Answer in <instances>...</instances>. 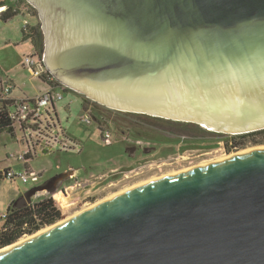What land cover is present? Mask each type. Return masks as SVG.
I'll use <instances>...</instances> for the list:
<instances>
[{"label":"water","instance_id":"1","mask_svg":"<svg viewBox=\"0 0 264 264\" xmlns=\"http://www.w3.org/2000/svg\"><path fill=\"white\" fill-rule=\"evenodd\" d=\"M26 1L44 63L70 90L218 134L264 130V0ZM0 250V264H264V148L145 182Z\"/></svg>","mask_w":264,"mask_h":264},{"label":"rangeland","instance_id":"2","mask_svg":"<svg viewBox=\"0 0 264 264\" xmlns=\"http://www.w3.org/2000/svg\"><path fill=\"white\" fill-rule=\"evenodd\" d=\"M0 1L9 7L18 3L17 6L20 5L18 8H22L23 4L22 0ZM36 11L33 10L31 17L19 14L8 21H3L0 17V76L17 84L19 88L14 91L15 97L22 94L36 95L43 88L42 82L34 80L30 71L23 67L24 56L33 51V42L31 40L23 42L22 40L24 20H29L32 26H40L42 31V24L38 11L37 13ZM40 45L43 50V31ZM65 89L64 100L58 106L60 118L67 134L73 141L79 143L81 152L55 151L44 155L40 154L30 160L28 165L30 170L43 173L37 183L31 181L25 184L18 179L0 180V230L3 227L2 217L7 212L8 204L13 198L18 199L21 195L42 186L56 176L76 172L79 179L86 180L109 173L115 168L143 166L149 159L166 163V165H162L152 172L144 173L120 186L101 188L95 191L92 200L87 199V195L81 194V198L77 197L78 192L75 191L76 193L70 200L73 206L64 210L62 220H65L145 182L208 165L247 150L264 147V138L247 137L239 141L243 143L241 146L229 150L227 144L229 143L231 146V142L232 144L234 142L226 139L232 136L210 132L208 129L192 123H174L156 118L148 120L141 118L138 114L109 110L67 87ZM83 115H90L92 124L82 123L80 119ZM104 126L112 132L111 145L102 139L101 128ZM137 142H141V144H137ZM24 150V146L17 143L15 137H12L10 133L1 132L0 169L11 168L17 172L24 171L25 167L21 162L8 159L10 154L17 155ZM72 181V179L65 181L63 186L70 185ZM60 187L53 190L58 191ZM23 199L24 202H31L27 195ZM40 199L43 197L35 200L39 201ZM31 236L26 234L16 243Z\"/></svg>","mask_w":264,"mask_h":264},{"label":"built area","instance_id":"3","mask_svg":"<svg viewBox=\"0 0 264 264\" xmlns=\"http://www.w3.org/2000/svg\"><path fill=\"white\" fill-rule=\"evenodd\" d=\"M1 2V1H0ZM18 4V3H17ZM1 6L0 17L6 14L12 7L13 11H19L20 14L31 17L33 7L27 2H23L22 8L17 6ZM32 25L29 20H24V29L30 28ZM33 51L24 56L23 67L28 69L34 80H40L45 86L38 94L31 97L16 98L13 92L16 90V85L8 78L0 76V114L7 113L12 123V135L17 140V143L24 146L25 150L17 155L10 154L9 160L15 159L24 165V171H14L7 168L5 178L7 180H21L28 184L31 181L37 183L40 181L42 172L30 170L29 161L38 155L53 153L55 151H77L81 152L79 143L72 140L67 134L59 113V104L64 100L63 93L66 89L61 85L48 71L44 63V54L42 48L39 49L32 43ZM87 112L90 113L89 110ZM82 123L92 124L90 115H83L80 119ZM102 139L108 144L112 143V132L107 127H102ZM141 144V142H137ZM115 170H110L109 173L100 174L93 179L81 180L76 172H69V179L73 180L70 185L61 187L58 191L51 193L42 191L43 194L39 197L38 203L44 199H53L56 207L64 213L65 201L71 200L75 191L78 194L87 195L89 198L92 191L103 188V183L107 181L110 174ZM41 191H37L39 194ZM6 212L2 220L7 219Z\"/></svg>","mask_w":264,"mask_h":264},{"label":"trees","instance_id":"4","mask_svg":"<svg viewBox=\"0 0 264 264\" xmlns=\"http://www.w3.org/2000/svg\"><path fill=\"white\" fill-rule=\"evenodd\" d=\"M22 1L25 2V0ZM5 5L6 4L4 2H0V7ZM33 10L36 11L34 8ZM19 14V11L14 12L13 8L11 7L6 14L1 16V18L3 21H8L18 16ZM41 37L42 31L40 26L38 25L31 26L27 30L23 29L22 31L23 42H28L29 40H31V42H33V44L39 49H41ZM12 131V123L10 118L7 116V113L0 114V133L8 132L13 137ZM247 137L264 138V130L246 135L232 136L231 138L226 139L234 142V144H232L231 142V146L229 145V143L227 144L229 150L233 147L237 148L241 146V144L243 143H240L239 141ZM6 171V169H0V180L6 179ZM53 189H51L49 192H56V190ZM37 190L38 188L31 190L27 192L26 195H31ZM23 198V196H20L18 199L12 201L8 206V216L7 219L3 222V227L0 230V248H5L16 243L26 234L33 235L35 233H38L43 228L52 226L64 218V213L56 207L53 199H44L43 201L33 204L32 202H24Z\"/></svg>","mask_w":264,"mask_h":264},{"label":"flooded vegetation","instance_id":"5","mask_svg":"<svg viewBox=\"0 0 264 264\" xmlns=\"http://www.w3.org/2000/svg\"><path fill=\"white\" fill-rule=\"evenodd\" d=\"M140 115V114H138ZM141 118L144 119H148V120H153L156 117H152V116H147V115H140ZM156 119H160V120H165V121H170V120H166V119H161V118H156ZM174 123H183V122H176V121H171ZM212 132V131H210ZM218 134V133H217ZM223 135V134H221ZM230 136V135H227ZM162 165H166V163L164 161L161 162H156V161H151L150 159L148 161H146V163L142 166V165H134L132 167L129 168H115V172L110 174V177L107 181H105L103 183V188L110 186L113 187L114 185L120 186L122 184H125L126 182L131 181L132 179L141 176L144 173L147 172H152L155 169L160 168ZM101 189V188H99ZM99 189H95L93 190L91 196L87 199L92 200L95 196V191L99 190ZM85 195V194H82ZM79 196V198H81V194H78L77 197Z\"/></svg>","mask_w":264,"mask_h":264},{"label":"crops","instance_id":"6","mask_svg":"<svg viewBox=\"0 0 264 264\" xmlns=\"http://www.w3.org/2000/svg\"><path fill=\"white\" fill-rule=\"evenodd\" d=\"M15 83V82H14ZM15 85H16V90L19 88L18 86H17V84L15 83ZM45 89V86L43 85V88H42V90H44ZM15 90V91H16ZM13 94H14V92H13ZM14 96V95H13ZM31 96H34V95H28V94H22V95H19V96H16V98H21V97H31ZM15 97V96H14ZM69 180V175H68V173L67 174H64V175H61V176H56L55 178H53V179H51V180H49V181H47L45 184H43L42 186H39V187H36V188H38V190L37 191H41L39 194H36V192L37 191H35L33 194H31V195H28L29 197H30V199H31V202L34 204L35 202H37L35 199L37 198H40L39 196L40 195H42L43 194V192L42 191H50L51 189H53V188H56V187H63V183L65 182V181H68ZM60 187V188H61ZM36 188H33L32 190H34V189H36ZM31 191V190H30ZM26 194H27V192L24 194V195H21V196H26ZM14 200H16L15 198H13L10 202H9V204H8V206L10 205V203L12 202V201H14ZM30 202V203H31Z\"/></svg>","mask_w":264,"mask_h":264},{"label":"bare ground","instance_id":"7","mask_svg":"<svg viewBox=\"0 0 264 264\" xmlns=\"http://www.w3.org/2000/svg\"><path fill=\"white\" fill-rule=\"evenodd\" d=\"M264 148V147H263ZM251 150H253V149H251ZM247 151H249V150H247ZM246 152V151H245ZM235 156V155H234ZM229 157H231V156H229ZM229 157H227V158H229ZM223 159H226V158H223ZM223 159H220V160H223ZM220 160H218V161H220ZM201 167V166H200ZM191 169H193V168H191ZM188 170H190V169H188ZM187 171V170H186ZM182 172H184V171H182ZM177 173H180V172H177ZM122 193V192H121ZM115 196V195H114ZM66 203H65V205H64V207H65V209H68V208H70V207H72L73 206V204H72V202L70 201V200H66L65 201ZM103 202V201H102ZM49 229V227L47 228V229H45V230H43V231H41V232H39V233H43V232H45V231H47ZM29 239H31V237H28V238H24V239H22L20 242H18V244L19 243H23V242H25V241H27V240H29ZM8 249V248H7ZM1 251H3V250H0V252Z\"/></svg>","mask_w":264,"mask_h":264}]
</instances>
